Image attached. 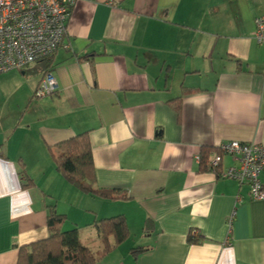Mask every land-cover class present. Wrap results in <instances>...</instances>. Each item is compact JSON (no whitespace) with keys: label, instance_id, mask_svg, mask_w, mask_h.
<instances>
[{"label":"crops","instance_id":"crops-1","mask_svg":"<svg viewBox=\"0 0 264 264\" xmlns=\"http://www.w3.org/2000/svg\"><path fill=\"white\" fill-rule=\"evenodd\" d=\"M260 16L264 0L76 1L47 61L0 75V264L49 237V206L93 252L94 223L124 217L129 237L96 264H264V201L197 160L227 142L264 146ZM44 70L57 90L35 98ZM84 132L97 186L127 199L84 194L56 171L51 150ZM237 166L223 155L218 171Z\"/></svg>","mask_w":264,"mask_h":264},{"label":"built area","instance_id":"built-area-1","mask_svg":"<svg viewBox=\"0 0 264 264\" xmlns=\"http://www.w3.org/2000/svg\"><path fill=\"white\" fill-rule=\"evenodd\" d=\"M78 0H0V75L51 57L62 45L70 8ZM252 34L264 47V16L254 19ZM57 82L48 72L34 90L35 98L51 96ZM233 157L237 167L219 173L222 156ZM200 161V156H197ZM208 171L219 178L248 184L253 201H264V146L237 141L220 144L208 159Z\"/></svg>","mask_w":264,"mask_h":264},{"label":"trees","instance_id":"trees-1","mask_svg":"<svg viewBox=\"0 0 264 264\" xmlns=\"http://www.w3.org/2000/svg\"><path fill=\"white\" fill-rule=\"evenodd\" d=\"M44 71L43 76L48 73V70ZM179 100L169 102L177 113ZM216 151L217 148H203L199 163L207 168L210 153ZM51 157L59 175L78 191L105 200L127 199V195L118 190H105L97 186L91 146L86 132L56 144L51 150ZM20 175L25 183L24 187L32 183L25 173L23 164ZM65 221L64 215L57 214L54 207L49 206L47 217L49 237L20 247L17 264H96L129 237V229L123 216L98 220L94 227L102 248L93 252L80 241L76 228L62 231ZM150 223V220H146L143 229L146 230Z\"/></svg>","mask_w":264,"mask_h":264},{"label":"rangeland","instance_id":"rangeland-1","mask_svg":"<svg viewBox=\"0 0 264 264\" xmlns=\"http://www.w3.org/2000/svg\"><path fill=\"white\" fill-rule=\"evenodd\" d=\"M10 87H12V89L14 88V87H13V82H12V84H11ZM4 101H5V99L3 98V96H0V103H3ZM7 101H8V100H7ZM7 101H6V102H7ZM15 101H16V98H15V96L13 95V98H12L11 100H9V104H13V105H14Z\"/></svg>","mask_w":264,"mask_h":264}]
</instances>
